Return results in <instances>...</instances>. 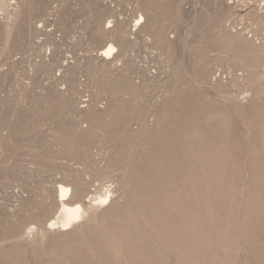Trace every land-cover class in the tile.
I'll return each mask as SVG.
<instances>
[{
    "label": "rangeland",
    "instance_id": "rangeland-1",
    "mask_svg": "<svg viewBox=\"0 0 264 264\" xmlns=\"http://www.w3.org/2000/svg\"><path fill=\"white\" fill-rule=\"evenodd\" d=\"M0 264H264V0H0Z\"/></svg>",
    "mask_w": 264,
    "mask_h": 264
},
{
    "label": "bare ground",
    "instance_id": "bare-ground-1",
    "mask_svg": "<svg viewBox=\"0 0 264 264\" xmlns=\"http://www.w3.org/2000/svg\"><path fill=\"white\" fill-rule=\"evenodd\" d=\"M115 50V47L113 45H110L108 48H106L103 51L104 57H110L112 56L113 52ZM59 197L62 199V205H61V215H62V221L61 224L63 227L69 226L73 224L75 221L80 219L82 217L83 209L80 204H70V202L66 201L67 198L71 192V189L62 184L59 186ZM64 199V200H63ZM108 200V197H105L103 199V202H106Z\"/></svg>",
    "mask_w": 264,
    "mask_h": 264
}]
</instances>
